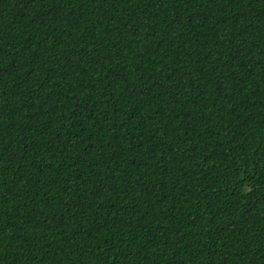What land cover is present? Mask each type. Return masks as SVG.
Masks as SVG:
<instances>
[{"label": "trees", "instance_id": "16d2710c", "mask_svg": "<svg viewBox=\"0 0 264 264\" xmlns=\"http://www.w3.org/2000/svg\"><path fill=\"white\" fill-rule=\"evenodd\" d=\"M0 264H264V0H0Z\"/></svg>", "mask_w": 264, "mask_h": 264}]
</instances>
